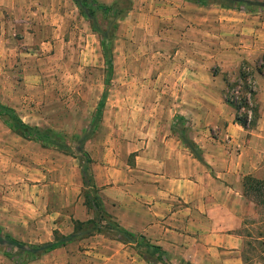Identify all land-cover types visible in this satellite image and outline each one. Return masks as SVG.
<instances>
[{
    "label": "rangeland",
    "instance_id": "rangeland-1",
    "mask_svg": "<svg viewBox=\"0 0 264 264\" xmlns=\"http://www.w3.org/2000/svg\"><path fill=\"white\" fill-rule=\"evenodd\" d=\"M217 1L246 12L264 11L260 6ZM250 1L264 4V0ZM97 2L114 9L106 15L98 13V30H93L73 0H41L37 5H29L27 0H0V103L12 108L25 123L48 131L53 137L59 136V140L63 137L76 153L79 139L102 102L101 120L82 147L92 158V167L100 164L122 172L135 163L136 153L127 149L128 143L145 141L149 133L155 132L157 118L159 122V118L178 114L160 108L159 100L187 106L198 94L182 92L187 77L172 73L159 77L153 71L177 69L173 48L161 47L163 57L157 61V44L151 31L135 28L139 19L131 11L132 0ZM103 51L112 60L111 69L107 68ZM242 62H246L247 71L253 72L252 81L258 92L263 89L257 101L264 102V76L256 72L264 63L263 53L251 62L241 61L231 72L212 66L205 80L212 91L200 94L207 106L223 104V90L240 95L235 84H242L238 77ZM261 70L264 73V67ZM161 85H170L172 89L158 92ZM176 108L180 111V107ZM175 131L184 133L195 156L197 148L189 136L193 132L211 136L217 133L214 125H192L188 118L177 119ZM249 132L264 148V131L256 127ZM81 189L77 158L23 139L0 119V236L40 245L52 241L55 234H77L75 240L66 244L72 247L67 254L32 257L0 244V264H72L69 254L87 249L91 231L99 229L113 238L107 224L85 206ZM247 199L255 207L252 214L245 216L239 230L244 241L241 264H264V195L251 193ZM133 248L141 264H160L156 255L145 253V248L140 252L134 245Z\"/></svg>",
    "mask_w": 264,
    "mask_h": 264
},
{
    "label": "crops",
    "instance_id": "crops-1",
    "mask_svg": "<svg viewBox=\"0 0 264 264\" xmlns=\"http://www.w3.org/2000/svg\"><path fill=\"white\" fill-rule=\"evenodd\" d=\"M132 1L131 11L139 19L135 28L151 31L157 61L163 57L161 47L173 48L177 69L153 71L159 77L171 73L187 77L182 92L198 96L187 106L159 100L160 108L178 114L159 122L157 118L155 132L145 141L128 143L127 149L136 153L133 167L116 172L93 165L97 195L117 225L159 247L166 263L241 264L244 241L239 230L255 207L244 195L243 178H264V148L234 122L231 106L225 102L207 106L200 94L212 91L205 84L212 66L231 72L241 61L251 62L264 53V11L246 12L208 0ZM27 2L37 5L41 0ZM171 89L161 85L157 91ZM262 92L261 88L258 96ZM259 101L257 130L264 131V102ZM180 118L217 129L215 136L194 132L189 136L197 156L184 133L175 131ZM87 242V249L69 254L72 264H141L132 244L103 233L89 236ZM69 247L50 253L67 254Z\"/></svg>",
    "mask_w": 264,
    "mask_h": 264
},
{
    "label": "trees",
    "instance_id": "trees-1",
    "mask_svg": "<svg viewBox=\"0 0 264 264\" xmlns=\"http://www.w3.org/2000/svg\"><path fill=\"white\" fill-rule=\"evenodd\" d=\"M217 1V0H208ZM233 4H241L246 7L260 6L264 8L263 3H257L250 0H230ZM77 6L81 16L87 19L91 23L93 30H98L96 26V16L98 13L103 15L111 12L114 7L106 6L102 3H98L97 0H73ZM219 2V1H217ZM220 3V2H219ZM116 5H118L116 3ZM222 5V4H221ZM224 7H231L230 5H223ZM101 46L104 48V43L101 41ZM103 55L107 62V68H112V60L110 56L103 51ZM261 65L256 69L258 74L264 76ZM246 62H242L238 70V77L242 84L237 82L235 85L239 88L238 92L240 95L236 96L234 93L227 94L224 90L221 92L224 102L231 106L234 111V122L245 130H253L257 127L260 118V106L257 101L258 90L252 81L253 72L247 71ZM226 87H229V83L224 79ZM102 102L96 108V113L92 122L90 123L84 136L79 139V146L76 148V153L71 151V148L66 144L63 137L60 140L57 137H53L50 132L43 131L36 126L29 125L25 123L14 110L8 106L0 103V119L7 125V127L22 137L25 140L32 141L40 144L43 148H55L64 153H70L75 158L79 160L80 170H81V183H82V196L84 199V204L88 209L94 211L95 217L97 216L99 220L104 221L107 224V229L113 234V239L118 240L125 244H132L139 250L145 248V253L150 255H156V259L160 264H167L164 259V252L157 246L150 244L144 236L134 235L125 229L121 228L112 219V217L103 209L102 202L97 195V187L95 185V179L92 171L93 160L89 153L82 147L85 141L93 136L97 128L98 122L101 120L102 113ZM183 120L182 118H180ZM179 119V120H180ZM90 189V191H89ZM243 192L247 197L249 194L254 193L256 196L264 195V181L255 179L251 176H245L243 178ZM79 224L78 222H75ZM87 223H92V220H88ZM102 233L99 229L93 230L89 233V236L93 234ZM76 233L70 236H60L57 237L56 234L50 242L42 243L40 245L25 244L18 241L17 239L6 235L4 237L0 236V244H7L9 247H14L18 249V253L30 254L32 257L38 255H43L52 252L53 250L65 246L68 242L76 239ZM13 257L11 254H7Z\"/></svg>",
    "mask_w": 264,
    "mask_h": 264
}]
</instances>
